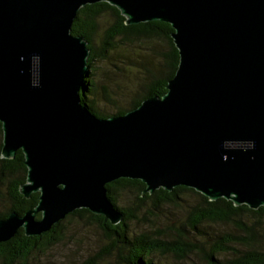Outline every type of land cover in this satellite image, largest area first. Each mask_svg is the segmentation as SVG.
Instances as JSON below:
<instances>
[{
    "label": "water",
    "instance_id": "obj_1",
    "mask_svg": "<svg viewBox=\"0 0 264 264\" xmlns=\"http://www.w3.org/2000/svg\"><path fill=\"white\" fill-rule=\"evenodd\" d=\"M104 1L127 25L164 21L179 60L166 91L119 115L80 100L88 41L78 10ZM0 157L20 149L34 207L0 218V243L47 232L76 209L111 224L106 184L176 186L235 206L264 205V0H0ZM39 213V216L36 215Z\"/></svg>",
    "mask_w": 264,
    "mask_h": 264
},
{
    "label": "trees",
    "instance_id": "obj_2",
    "mask_svg": "<svg viewBox=\"0 0 264 264\" xmlns=\"http://www.w3.org/2000/svg\"><path fill=\"white\" fill-rule=\"evenodd\" d=\"M105 16L108 19H104ZM124 20L116 7L100 1L82 6L71 25V33L84 36L89 48V69L80 90V100L98 117L123 114L147 97L161 96L177 68L179 55L170 35L172 28L169 23L152 20L127 25ZM157 43L162 47L159 48ZM123 45L128 49L123 54L129 51V54L135 52L143 56L138 69L143 76L139 84L143 93L129 97L124 105H118L117 100L111 101L116 110L106 113L94 102L97 93L107 100L113 93L110 83L102 84L101 76L106 74L105 78L111 83L118 82L108 76L109 71L103 70L102 65L96 64L107 63L117 69L113 73H119L121 67L118 63L124 62L120 60ZM136 84L128 82L123 86ZM1 139L0 124V148ZM26 171L20 149L10 159L0 157V218L11 210L22 214L37 203L38 192L31 193L29 198L19 193ZM105 186L109 200L123 215L119 223L113 225L103 216L80 208L68 213L40 235L26 236L19 228L13 237L0 243V264H24L34 251L45 250L60 240L63 220L74 217L94 222L108 240L104 248L78 264H166L161 257H172L177 263L189 260L193 254L199 255L206 264H264V205L257 209L245 204L235 206L228 199L210 200L193 188L180 185L171 191L159 188L152 193H142L145 185L139 179L118 178ZM183 193L195 198L189 208L186 226L164 231L151 228L131 230L130 222L138 215H151L159 206L178 203ZM149 201L150 209L145 207ZM215 224L221 225L222 229L218 232L207 229V226Z\"/></svg>",
    "mask_w": 264,
    "mask_h": 264
},
{
    "label": "rangeland",
    "instance_id": "obj_3",
    "mask_svg": "<svg viewBox=\"0 0 264 264\" xmlns=\"http://www.w3.org/2000/svg\"><path fill=\"white\" fill-rule=\"evenodd\" d=\"M104 19H108L107 16ZM105 21V20H104ZM105 25V24H103ZM159 45V43H157ZM159 48L162 47L160 44ZM122 52L120 60L123 63H118L121 67L120 72L113 73L114 68H111L107 63L96 64L97 66L102 65L103 70H107L108 76H112V80L118 83H111L106 77V74H99L101 76L102 84H111L112 95L110 99L101 97L99 93L95 94L94 102L99 109L106 113L113 112L116 110L111 101L117 100L118 105H124L128 101L129 97L134 94L143 93V87L139 84L143 81L142 73L138 72L139 63L143 61V56L139 54H123L124 51L128 50L126 46H122ZM139 49V48H138ZM141 50V49H139ZM128 55V56H125ZM155 63V58H153ZM113 73L112 75H110ZM131 82L135 86L124 87L123 85ZM113 85V86H112ZM131 86V84H130ZM118 89H117V88ZM195 202V198L192 195L180 194L178 203L165 204L159 206V209H154V213L151 215L140 214L138 217L130 222V228L134 231L143 230L146 228L167 230L179 228L180 226L187 225V216L190 206ZM121 205V202L119 203ZM145 207L151 208V203H147ZM150 211V210H149ZM148 211V212H149ZM63 235L60 240L55 244L41 251H34L29 256L28 260L24 264H78L83 261L89 255L98 252L107 245L108 240L103 236L101 230L97 227L94 222L88 221L86 218H67L63 220ZM207 229L218 232L222 229L221 225L207 226ZM110 260L112 258H109ZM172 257H161V261L166 264H206L199 255L193 254L187 261L175 263Z\"/></svg>",
    "mask_w": 264,
    "mask_h": 264
}]
</instances>
